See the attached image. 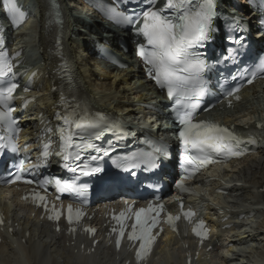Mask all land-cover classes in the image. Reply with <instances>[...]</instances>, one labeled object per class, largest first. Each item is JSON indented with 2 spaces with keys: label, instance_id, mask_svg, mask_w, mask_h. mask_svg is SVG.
<instances>
[{
  "label": "snow or ice",
  "instance_id": "snow-or-ice-1",
  "mask_svg": "<svg viewBox=\"0 0 264 264\" xmlns=\"http://www.w3.org/2000/svg\"><path fill=\"white\" fill-rule=\"evenodd\" d=\"M124 2L130 3L131 0H124ZM147 3L150 7L141 12L132 10L130 13H126L115 9H109L108 12L110 18L117 24L139 25L135 31L137 35L143 37L145 43L139 45L138 54L147 66V74L155 80L161 89H166L168 97L174 100L173 108L176 119L182 125L179 137L184 151L185 173L194 175L206 165L215 163L216 158L230 159L245 155L247 148L243 145L247 143L255 145L257 144L256 139L245 140L234 129L209 121L195 122L193 119L196 109L199 107V101L207 94L203 85L205 83L204 73L209 65L207 60L203 58V54L197 49L204 48L206 41L210 39L216 8L214 0H166L163 8L155 7L156 0H147ZM3 7L7 10V15L11 17L14 25L21 23L24 13L18 9L15 0H3ZM258 71L264 72V60L260 62ZM10 73H12V66L5 54L0 53V78H4ZM248 83H252V80L249 79ZM16 88L17 85L12 83L6 89L0 90V106L6 109V111L0 112V117L7 118L10 127L14 122L11 121L12 109L8 107V102L14 99L13 93ZM234 91H238V89H234ZM228 95L231 96L232 92H229ZM61 119L65 121V127H61L59 131L64 141V147L68 149L73 147L71 132L69 131L68 135H65L68 126L75 124L77 128H81L95 125L103 121L105 117L102 114L93 117L87 112L81 114L74 108ZM260 127H264V125H260ZM4 139V137H0V152H3L6 147H11L12 151L15 152L16 148L11 144L6 145L3 142ZM81 139L83 140V138ZM88 149L101 152V149L93 143H86L85 148L81 151L86 152ZM154 152L163 154V145L156 147ZM44 155L47 156V152ZM103 155H108V152L104 151ZM69 158L65 155L66 160ZM98 158V156L88 155L89 160ZM74 159L81 161L80 151L75 153ZM150 162L154 163V161L146 159L144 155H139L130 160L121 161L116 166L128 170L139 167L141 163ZM23 163L24 161H20L18 166L13 165L16 171L10 172V179L6 182L14 183L23 180L25 183L41 186L53 183V180L48 178L41 181L27 179L23 175ZM87 168L86 163L82 166L78 164L71 171H78L80 175L86 176L91 174L86 170ZM92 171L100 172L101 169L97 167ZM54 182L60 192H70L78 197H85L83 202L87 203V186L78 187L72 183H62L59 179ZM180 186L184 187L183 181H180ZM33 195L38 205L50 212L48 216L50 220H60L64 214L62 208L58 209L53 205L51 209H48L47 198L44 194L34 191ZM181 208L183 209L182 202ZM162 212L163 205L149 204L147 207H141L138 210H134V206L129 205L118 215H115L114 219L119 227L113 228L112 231L118 233L117 247L120 246L125 236L126 222L133 220L128 239L139 241L136 257L138 260H143L150 252L156 239L153 229L159 223L158 218ZM194 215L195 213L191 209L182 211V216L189 222ZM83 216L82 209H73L72 205L68 206L66 219L69 224L79 222ZM180 219V215L167 214L168 223L173 227ZM2 223L3 218L0 215V224ZM85 231L95 233L96 230L87 228ZM192 231L201 240L206 238L208 234L203 220L196 223Z\"/></svg>",
  "mask_w": 264,
  "mask_h": 264
},
{
  "label": "bare ground",
  "instance_id": "bare-ground-1",
  "mask_svg": "<svg viewBox=\"0 0 264 264\" xmlns=\"http://www.w3.org/2000/svg\"><path fill=\"white\" fill-rule=\"evenodd\" d=\"M41 18L39 22H35L33 28L32 40L28 42V46H33V52L35 57L39 60L36 62L35 67L39 64H43L42 69L52 70L56 67V62L50 58V52L55 49V43L57 42L58 31L51 23L50 17L47 14L50 8V0H35ZM24 5H28L27 1ZM71 7V5H70ZM70 19V17H69ZM70 27L68 17L66 18V28ZM95 27L101 28L99 25ZM111 28V29H110ZM107 33H114L115 29L112 26H106ZM24 30H22L23 33ZM119 30H116L118 32ZM81 35V33H79ZM63 43L66 45V53L74 59V56L78 54V46L80 42H74L71 39V34L66 33L63 35ZM82 46H86V38L82 37ZM82 53H80L81 55ZM34 57V58H35ZM79 57V55H78ZM77 57V58H78ZM132 57V56H131ZM137 60L132 57L131 68L128 70H119L116 72H98L92 64H89L87 58L82 60H74L77 68L76 81L79 89L81 90L83 97L95 105L106 108L110 111L117 112L122 109L123 113L129 117L134 118L136 115L140 116L142 113L141 107L133 105L136 101L148 102L151 98L153 86L148 81L144 80L142 71H137ZM89 64V65H88ZM49 66V68H47ZM53 84L50 82L44 88V96L41 102L35 108V120L36 123L50 117L53 106L57 101V93L53 92ZM102 90H108L105 94ZM151 91V92H150ZM246 102L242 109L239 110L241 120L247 115L257 116V112L264 115V93L259 90H254L253 93L247 92ZM256 100V102H255ZM258 103V104H257ZM248 113H242V112ZM242 113V114H241ZM42 114V118L39 115ZM250 121V120H248ZM234 174V181L236 186L233 189L235 194L233 195V201L230 204L232 210H238L245 206H257L258 209L262 208L263 212L257 213L258 219L255 222L256 226L246 227L248 233L244 234L245 240L253 242V246L247 245L241 247L239 251H233V248L225 251L226 256H223V261L228 264H264V153L259 157H252L250 160L244 163L243 168L237 169ZM248 211V209H245ZM245 211H239L245 212ZM214 221V220H212ZM25 224L37 225L39 223L34 222L29 218L25 219ZM216 224V221H214ZM217 225V224H216ZM245 228V226H244ZM245 228V229H246ZM40 232L35 229H30L29 234L26 235L23 232L22 237L17 241V247L10 243H3L0 245V250H7V254L3 258L6 261L0 264H14V260L17 257V250L22 249L29 258V264H83L74 262L73 258L76 257L72 254L71 250L65 247V241L59 236L54 235L50 230L45 227L39 228ZM244 229V230H245ZM218 240L223 241L229 239L228 233L224 234L222 231L217 233ZM243 238L239 237L238 240ZM233 255L230 256V253ZM99 258L92 257L91 259H99L97 264H116V260L112 254L108 251L99 253ZM106 258H112L109 263H106ZM181 263L184 264V258L180 257Z\"/></svg>",
  "mask_w": 264,
  "mask_h": 264
},
{
  "label": "rangeland",
  "instance_id": "rangeland-1",
  "mask_svg": "<svg viewBox=\"0 0 264 264\" xmlns=\"http://www.w3.org/2000/svg\"><path fill=\"white\" fill-rule=\"evenodd\" d=\"M24 30H26V31H31V30H33V27L30 28V26L27 25L26 29H24ZM32 36H33V34H31V38H32ZM23 38H24V39H29L30 36H29V35H27V36L23 35ZM31 40H32V39H31ZM31 40H30V41H31ZM30 41H29V42H30ZM30 46L32 47L31 50H33V46H32V45H30ZM35 58H36V57H35ZM36 59H37V58H36ZM38 61H39V60H38ZM102 91H105V92H102V93H104V94H105L106 92H109L108 90H107V91H106V90H102Z\"/></svg>",
  "mask_w": 264,
  "mask_h": 264
}]
</instances>
